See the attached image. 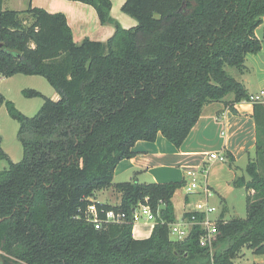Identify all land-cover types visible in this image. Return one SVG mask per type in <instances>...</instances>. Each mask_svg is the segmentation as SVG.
Returning <instances> with one entry per match:
<instances>
[{"label": "trees", "instance_id": "obj_1", "mask_svg": "<svg viewBox=\"0 0 264 264\" xmlns=\"http://www.w3.org/2000/svg\"><path fill=\"white\" fill-rule=\"evenodd\" d=\"M72 1L114 23L113 36L77 43L64 13L4 9L0 0V78L42 76L59 95L25 88L24 96L45 100L28 116L0 92L23 147L14 162L0 133V160L8 162L0 170V264H236L245 248L264 255V103H253L255 155L233 182L247 191L246 216L226 219L224 207L212 243H201L207 231L197 224L184 239L171 238L173 197L186 180L114 182L137 141L161 134L179 148L205 105L222 101L234 111L249 101L228 67L264 48V0H126L123 12L137 19L130 28L111 15L112 0ZM111 187L120 203L98 201ZM92 202L101 216L121 210L128 220L148 203L159 207L158 223L147 238L134 237L130 220L97 229L86 220Z\"/></svg>", "mask_w": 264, "mask_h": 264}, {"label": "crops", "instance_id": "obj_2", "mask_svg": "<svg viewBox=\"0 0 264 264\" xmlns=\"http://www.w3.org/2000/svg\"><path fill=\"white\" fill-rule=\"evenodd\" d=\"M125 1L126 0H112L111 15L122 27L130 28L137 24V19L123 12L122 6ZM30 7L44 8L51 13H64L73 31V38L77 43L82 42L86 38L105 42L113 36L116 30L114 23L102 24L96 9L92 5L81 1L3 0L4 9L26 10ZM230 68L231 69H228V71L245 85L249 94H253L259 89L264 88V48L258 53L248 54L242 66ZM17 75L18 74L11 77L0 78V89L3 92L2 94L6 99H13L16 104L18 103L17 100L4 91L3 87L8 80H16L15 76ZM27 76H32L34 78L30 79L32 83L40 81L35 79L37 75ZM26 98L28 99V103L26 102L28 108L37 104L36 102H32V100L39 97ZM51 98H56L55 94H53ZM227 99L232 101L234 96L229 95ZM18 107L20 108L19 105ZM234 107L235 110L232 111V109L222 101L205 105L197 124L193 127L191 133L179 148L161 134L156 141H137L134 146L137 154L132 158L122 160L118 164L115 171L114 182H171L184 179L186 180V185L183 187H187L189 181L187 174L191 171L188 169H192L194 171L191 172L195 177L206 173V182L208 183L206 184L208 186L213 185L211 187L209 186L210 189L213 188L211 189V194L206 195L203 192L204 185H201L200 189L196 192H190L188 187L183 201L184 210L180 215H178L174 205L175 222H180L184 220V218L186 219V213L188 210L194 209L195 203L198 201H207L209 204L214 205L211 202V197H213L214 193L218 196L221 206L218 208L219 206L217 207L214 205L217 207L216 215H220L224 207L227 208L228 214L230 211L229 197L235 189H237L233 182L238 176H242L239 174L240 169H238L239 166L236 163L242 156L247 155L248 158L251 157V151H253L255 155L257 141L254 104L249 101H241L235 102ZM7 113L8 111L5 104H0V133L3 138V148L15 162L17 160L16 156L18 155V150L17 147L16 150H13L9 146L10 135L8 134L9 130L7 127L8 120L5 117ZM213 152L225 155L227 158L225 163L212 164L214 160L209 158V154ZM229 152L232 153L235 158L232 164L228 156ZM7 166L8 162L6 160H0V170ZM182 168L185 169L183 170ZM215 171H217V174H215ZM112 190V188L100 190L96 193V197H98L101 192L105 191L109 194L113 192ZM118 195L120 196L119 193ZM120 198L119 200H112L108 197L110 200L100 201L98 198L97 200L116 205L120 203ZM227 214V219H229ZM140 222L145 224L150 223L146 221ZM152 231L153 229H149L147 232H142L133 227V235L135 238H147L151 235ZM261 256H263L262 259L257 262L264 264V255ZM236 259L235 263L239 264Z\"/></svg>", "mask_w": 264, "mask_h": 264}, {"label": "rangeland", "instance_id": "obj_3", "mask_svg": "<svg viewBox=\"0 0 264 264\" xmlns=\"http://www.w3.org/2000/svg\"><path fill=\"white\" fill-rule=\"evenodd\" d=\"M262 32H263V28L260 27L258 29L257 33H258V35L262 36ZM228 69H231V68L228 67ZM15 77H16V80H8L7 82H5L3 90L6 91L8 94H10L13 98H15L17 100V102H18L17 104L20 106V108L18 107V105L15 103V101L13 99L9 98V100H12L16 104V106L19 110H21L23 113H25L28 116H33L38 112V110L40 109V107L44 103V98L39 97V98L33 99L32 102H36L37 104H34L33 106H30L27 108L28 105L26 104V102L28 103V99L22 94V91H21L22 89H24V88H35V89L41 91L42 93H44L45 96L50 97V98L53 96V94H55L56 98H58V96H59L56 89L42 76H36L35 79H38L40 81L34 82V83H32V80H30V79H34L32 76L18 74ZM0 92L3 93L1 91V89H0ZM24 102H25V104H24ZM29 103H31V102H29ZM5 117L8 120L7 121V123H8L7 127H8L9 132L8 131L7 132L10 135L9 146L13 150H16V147H17L18 155L16 156L17 160L15 162H18L23 157V147H22V144L19 141L18 136H17V130H18L19 122L15 119L11 118L8 113L5 114ZM3 123L5 125L4 120H3ZM250 156L251 157L254 156L253 151H251ZM249 158L247 157V155H245V156H242L238 159L236 164L239 166L238 169H240V171H239L240 175H246V165H247ZM218 163H225V161L222 162L219 160H214V162H212V164H215V165ZM188 170L194 171L192 169H188ZM205 174L197 175V177L189 176L187 174V178L189 180L188 186L177 189L176 193L174 194L173 201H174V205L176 207V210L178 212V215H180V213L184 210L183 201H184V197H185L187 188L190 186V182L192 181L193 178H195L199 184V189H200L201 185L205 186L207 183ZM215 174H217V171H215ZM129 180H131V179H129ZM211 186H213V185H211ZM112 189H113L112 190L113 192H111L109 194H107V192H105V191L101 192L100 195H98V197H97L98 200H100V201L107 200L108 197L112 200H117V199L119 200L120 196L114 190V188H112ZM246 196H247V191L244 188H237L230 195V197H229L230 211L227 214L229 218L233 217V216H237V217H245L246 216V212H247ZM110 199H108V200H110ZM211 202L214 205H216L217 207L219 206L218 208L221 207L219 204L218 196L216 195V193H214L213 197H211ZM191 206H193V205H191ZM216 214L217 213H215V215ZM225 217L227 219V216H225ZM153 227L154 226L151 223H148V224H145L143 222H135L134 223V228L139 229L142 232H147L149 229H153ZM171 238L176 239V237L174 235H171ZM262 257L263 256H261V255H257L255 253H253V251L251 249L245 248V249H243L242 254H240L238 256L236 261L239 264H253L254 262L260 261L262 259Z\"/></svg>", "mask_w": 264, "mask_h": 264}, {"label": "built area", "instance_id": "obj_4", "mask_svg": "<svg viewBox=\"0 0 264 264\" xmlns=\"http://www.w3.org/2000/svg\"><path fill=\"white\" fill-rule=\"evenodd\" d=\"M249 101L251 103H264V88L259 89L253 94H250ZM209 158L211 160L226 161V156L216 152L210 153ZM189 176L194 174L189 171ZM199 189V184L195 178L192 179L189 186L190 192H196ZM206 195L211 194L210 187L206 184L204 189ZM148 200V198H147ZM96 201V200H95ZM162 203V201H160ZM159 207L157 212L153 210L151 205L148 203H139L130 215V221L134 224L135 222L146 221L150 222L155 226L158 223V216L160 214ZM104 217L101 216V211L98 208L96 202H92L86 210V220L93 223L97 229L103 227L104 223H120L128 220V214L125 211H116L109 209L102 211ZM189 217L184 218L180 222H173L170 224L171 235H174L176 239H184L189 235L194 225H200L206 229L207 234L201 238V243H212L213 237L218 233L217 221L219 215L217 213V207L209 204L207 201H198L195 203V208L188 210ZM215 215V216H214Z\"/></svg>", "mask_w": 264, "mask_h": 264}, {"label": "water", "instance_id": "obj_5", "mask_svg": "<svg viewBox=\"0 0 264 264\" xmlns=\"http://www.w3.org/2000/svg\"><path fill=\"white\" fill-rule=\"evenodd\" d=\"M0 45H1V43H0Z\"/></svg>", "mask_w": 264, "mask_h": 264}]
</instances>
